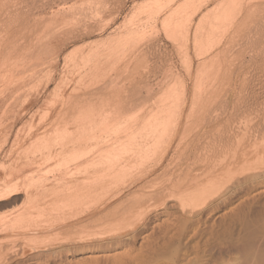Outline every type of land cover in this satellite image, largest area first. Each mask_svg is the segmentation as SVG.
<instances>
[{
	"label": "rangeland",
	"instance_id": "obj_1",
	"mask_svg": "<svg viewBox=\"0 0 264 264\" xmlns=\"http://www.w3.org/2000/svg\"><path fill=\"white\" fill-rule=\"evenodd\" d=\"M263 27L264 0H0V187L15 181L25 186L15 195V202L11 203V197L0 200L5 203L0 207V264H264L263 130L259 138L253 137L259 157L255 153L243 156L234 168H248V162L252 166L237 169L241 175L236 171L232 177L238 173L237 177L229 182L225 180L227 169L222 180L211 182L213 174L221 172L219 163L216 166L220 158L212 156L215 163L207 151L202 150L204 156L199 153V157L204 161L210 158L209 164L196 160L199 157L192 158L194 165L191 161L186 164L190 150L178 149L176 139L158 172L134 185L136 193L129 189L127 198H112L158 162L167 148L171 124L150 144L146 156L133 161L125 176L98 179L92 185L95 194L79 199L81 204L74 198L78 200L81 194L75 190L82 187L83 174L70 173L78 171L81 162L75 150L81 110L96 109L91 112L95 119L91 118L96 120L98 132L104 129L105 139H114L127 129L131 113L147 115L155 105L159 108L152 114L163 107L177 113L184 105L186 115L189 110L199 111L200 105L223 109L232 87L254 84L260 78L256 64L262 61L263 69ZM210 38L221 39L226 48L198 59V48ZM196 83L203 85L202 91ZM113 89L120 95H112ZM124 89L128 92H122ZM192 91L201 93L196 98ZM121 93L126 94L124 100ZM251 99L244 103L245 108L250 107L247 112L241 107L237 110L238 115L242 111L245 115H241L248 117L236 119L239 125L242 122L237 127L242 131L259 121L263 108L258 106L264 107L260 103L263 98ZM115 113L121 119L114 125ZM241 144L239 154L250 152V146ZM96 159L104 158L100 154ZM184 162L182 168H188L174 177L172 173ZM215 166L218 171L212 173ZM252 168L261 174L244 180L249 173L258 174L249 172ZM244 172L248 174L242 176ZM112 181L117 186L111 185ZM172 183L179 185L173 189L174 195L169 192ZM4 220L6 224H2Z\"/></svg>",
	"mask_w": 264,
	"mask_h": 264
},
{
	"label": "bare ground",
	"instance_id": "obj_2",
	"mask_svg": "<svg viewBox=\"0 0 264 264\" xmlns=\"http://www.w3.org/2000/svg\"><path fill=\"white\" fill-rule=\"evenodd\" d=\"M253 9V8H252ZM262 14V13H261ZM250 21H251V19H250ZM257 22V21H256ZM255 22V23H256ZM249 24V23H248ZM257 27H258V25H257ZM261 27V26H260ZM264 28V27H263ZM259 31H260V29H258ZM264 30V29H263ZM254 32V31H253ZM257 32V31H256ZM264 33V32H263ZM263 33H262V36H263ZM256 34V33H255ZM74 36V35H73ZM78 36V35H77ZM80 36V35H79ZM170 36V38L173 36V35H169ZM258 37V36H257ZM244 38V37H243ZM211 39V41L209 40L208 42H206V43H208L207 45H206V43H205V45H202V46H200L199 48H198V52H196V56H197V58L198 59H201V60H203V59H206L209 55H211V54H213L214 52H219V51H221V50H223V49H221V48H226L225 46H226V44H225V46L222 44V40L220 39H218V38H210ZM241 39V38H240ZM208 40V39H207ZM232 40V39H231ZM245 40V39H244ZM252 40V39H251ZM264 40V39H263ZM245 42V41H244ZM257 42V41H256ZM242 43V42H241ZM178 44V43H177ZM257 44V43H256ZM262 44V43H261ZM221 45H223L224 47H222ZM178 46V45H177ZM241 46V45H240ZM247 46H245V48H246ZM244 48V50H246ZM248 48V47H247ZM253 48V47H252ZM263 49H264V47H263ZM254 51V50H253ZM179 52V51H178ZM163 53V52H162ZM221 53H223V52H221ZM227 53V52H226ZM238 53V52H237ZM241 53V52H240ZM180 54V53H179ZM250 54V53H249ZM239 55V54H238ZM243 55V54H242ZM163 56V55H162ZM241 56V55H240ZM244 56V55H243ZM249 56V55H248ZM217 57V56H216ZM231 57V56H230ZM241 58V57H240ZM159 59V58H158ZM209 59V58H208ZM207 59V60H208ZM235 59V58H234ZM237 59V58H236ZM264 59V58H263ZM164 60V59H163ZM183 60V59H182ZM185 60V59H184ZM241 60V59H240ZM262 60V59H261ZM158 61V60H157ZM230 61V60H229ZM260 61V60H259ZM264 61V60H263ZM207 62V61H206ZM156 63V62H155ZM159 63V62H158ZM167 63V62H166ZM202 63H204V61L202 62ZM218 63V62H217ZM234 63V62H233ZM242 63V62H241ZM257 63V62H256ZM255 63V64H256ZM168 64V63H167ZM190 64H192V63H190ZM205 64V63H204ZM211 64V63H210ZM263 64H264V62H263ZM186 65V64H185ZM212 65V64H211ZM226 65V64H225ZM233 65V64H232ZM248 65V64H247ZM247 65H244L245 67L247 66ZM253 65V64H252ZM257 66H258V68H260L259 70H260V75H259V73H257L259 76H260V78L258 77L257 79H258V82L256 83V82H254V84H252L251 82H250V84H246V86L245 85H242V84H240V85H242V87H240L239 88V85H235V83H234V85L235 86H238L237 88H239V90L234 86V87H232L231 89H230V91L228 92V94H227V96H226V99H225V106L223 107V109H220V110H217L216 108L217 107H214V108H211V107H207L206 105H200L201 107H200V110L199 111H192V110H189L188 112H187V115L185 114V112H186V110H185V106L186 105H184L183 106V109L182 110H179L177 113H172V112H170V111H172V110H165V109H169L168 107L167 108H165V107H163V109L161 110V111H159V113H154V114H152V112H154V111H156L159 107H157L156 105V108H154L155 106H153V108L151 107V109H152V111H150V113L149 114H147V115H143L144 113L146 114V112H144L142 115H137L135 112V114L133 113H131L130 114V116H128V118H127V120L129 121V124L127 125V127H125V128H127V129H123V133H121V134H118V135H116L115 136V138L113 139H105V137L102 135L103 133V128H100V129H103L102 131H100V132H98V129H97V126H96V120L94 121V119H95V116L91 113V112H93V108L92 107H94L95 108V103L93 104L92 102H91V104L90 105H94V106H92L91 108L93 109H90V110H92V111H88L87 113H86V111H87V109L85 110V106H82L83 108H84V110H85V113H83V111L81 110V116H83V119L80 117V115H79V118H81L82 120H80L81 121V124L80 123H78V125H77V127L79 126V124H80V126H79V137H78V143H77V147H76V149L75 150H77V152L79 153V156L81 157V162H79L80 164L76 167V169L78 170V171H76V172H73V171H71L70 173H72L73 175H76L77 174V172H79V173H82L83 174V178H82V181H81V183H83V185H82V190L81 191H79L78 189H81V188H78L77 190H75V192H77V193H79V192H81V194H80V196L78 197V200L76 199V198H74L77 202L76 203H78V201H79V199H80V201H82L81 199H84V196H86V195H88L89 196V194H90V196L92 197V193H93V195L95 194V192L93 191V187H92V185H93V183H95L98 179H100V178H105L106 176H112V175H115V174H123L124 175V173L125 172H127V171H130L131 169H130V167L134 164L133 163V161L135 162V160L137 159V158H141L142 156H146V154H147V152L151 149V147H150V144H152V142H154V139H159V138H161L162 136L161 135H163L162 133H164V131L165 130H163V129H167V127L171 124L172 125V127L169 129V141H168V145H167V148H166V150L164 151V153L161 155V157L159 158V160H158V162L152 167V168H150V169H147V170H145V171H143L138 177H137V179H135L130 185H126L125 187L127 188H125V189H118L117 187H116V189H113V191L114 190H117L116 191V193L113 195V197L112 198H122L123 196L124 197H126L127 196V194H125V193H127L126 191L127 190H129V189H134V185L135 184H137V182H140L142 179H144L145 177H149V176H151V175H153V174H156V172H158V169L160 168V166H161V164H162V162H163V160H164V158H165V156H166V153L168 152V150H169V148H170V146H171V143L174 141V140H176V139H178V143H177V148L179 149V148H181V146H183L184 148H183V150H185V147L186 148H189V154L187 155V159H188V161H186V164L187 163H190V161L192 160V158L194 159V158H196V157H199V153L202 151V150H204V151H202V153L203 152H208L209 153V156H210V158H212V156H213V158L215 157V158H220V162H218L219 161V159H217L218 161H217V165L216 166H218V163H219V165H220V171L221 172H219V174H213V179L211 180V182L213 181V183H214V181L215 180H218L220 177H221V175L223 176V173H224V176L226 175V170H225V172H223V170L224 169H227V176H225L226 177V179L225 180H227L228 182L229 181H231V179L230 178H236L237 176L236 175H238V173L234 176V177H232L233 176V174H235L236 173V171H238V172H240V174L239 175H241V173H242V171H239V170H237V169H241V168H234V166H236V164H238L239 163V161L241 160V158L244 156V157H247L248 158V155L249 154H253V153H255L256 155L258 154V153H260L259 152V150H258V145H257V142L253 139V137L255 138V136L256 137H258L257 135L259 134V133H261V131L263 130V132H264V107H261L262 105H260L259 104V106H258V109H260V108H263V110H257V109H255L257 106H255V108H254V106L252 107L253 108V110L255 109V110H257V112H259L260 111V114L258 115L259 116V121H257L256 122V124L254 123L253 124V126H251L252 128H249V129H247L246 128V130H244V131H242V130H240L239 128H237V127H239L241 124H242V122H241V124L239 125V121L237 120L236 121V119L238 118L239 120L240 119H242V118H240V117H243L242 115H245V114H242L244 111L243 110H245L246 111V108H245V105H244V103L248 100V99H250L251 101H252V99L251 98H256V97H258V99L259 100H261L262 98L264 99V97H262V96H264V67H263V69L261 68L263 65H262V61H260V62H258L257 64H256ZM192 66V65H191ZM243 66V67H244ZM256 66V67H257ZM201 67V66H200ZM207 67V66H206ZM205 67V68H206ZM242 67V68H243ZM190 68V67H189ZM258 68H256V69H258ZM163 69V68H162ZM208 69V68H207ZM159 70V69H158ZM168 70V69H167ZM198 70V69H197ZM200 70V69H199ZM198 70V71H199ZM210 70V69H209ZM240 70V69H239ZM246 70V69H245ZM251 70V69H250ZM253 70V69H252ZM258 70V71H259ZM197 71V72H198ZM248 70H246V72H247ZM197 72H196V74H197ZM207 72V71H206ZM217 72V71H216ZM235 72V71H234ZM166 73V72H165ZM164 73V74H165ZM190 73H191V70H190ZM201 74V72L199 71L198 72V74ZM212 73V72H211ZM250 73V72H249ZM15 73H13V75H14ZM203 74V73H202ZM201 74V76L200 75H198L199 77H202L203 75ZM162 75H163V72H162ZM212 75V74H211ZM240 74H239V72H237L236 74H235V76L238 78V76H239ZM165 76V75H164ZM196 76V78L198 77L197 75H195ZM243 76V75H242ZM257 76V75H256ZM227 77V76H226ZM248 77V76H247ZM195 77H194V79H196ZM199 79V80H198ZM197 79V82H200V78H198ZM202 79H204V78H202ZM224 79V78H223ZM228 79H229V77H228ZM248 79V78H247ZM166 80V79H165ZM175 80V79H174ZM207 80V79H206ZM205 80V81H206ZM211 80V79H210ZM240 80V79H239ZM184 81V80H183ZM207 81H209V80H207ZM243 81V80H242ZM252 81V80H251ZM245 82V81H244ZM136 82H134V84H135ZM202 83V82H201ZM201 83H196L197 84V90L198 91H202L201 90V88H203L202 86L203 85H201ZM240 83V82H239ZM108 84H112V83H108ZM224 84V83H223ZM223 84H222V86H223ZM237 84H238V82H237ZM172 85V84H171ZM201 85V86H200ZM233 85V84H232ZM110 86H112V85H110ZM152 87H154V85L152 86ZM152 87H150V88H152ZM181 87H182V85H181ZM185 87V86H184ZM205 87V86H204ZM221 87V86H220ZM224 87V86H223ZM129 88H131V87H129ZM199 88V89H198ZM185 89V88H184ZM205 89V88H204ZM99 90V89H98ZM102 90V89H101ZM174 90V89H173ZM113 94L112 95H114V93L116 92L115 91V89H113ZM197 91V92H198ZM211 91H213L212 89H211ZM102 92V91H101ZM122 92H125V93H127L128 92V90L126 91V89H124V91H122ZM117 93H119V94H117ZM182 93V92H181ZM191 93H193V91L191 92ZM201 93V92H200ZM200 93H197L196 95H198V94H200ZM101 94V93H100ZM117 94V96H119L120 95V91H117L116 93H115V95ZM122 94V93H121ZM176 94V93H175ZM102 95V94H101ZM111 95V94H110ZM123 95V96H122ZM121 95V97H122V99H123V97H125L126 98V94H125V96H124V94H122ZM178 95V94H177ZM196 95L193 93L192 94V96H195L196 97ZM211 95V94H210ZM260 95H261V97H260ZM106 96H108V95H106ZM143 96V95H142ZM200 96V95H199ZM198 96V97H199ZM121 97L119 98V99H121ZM138 97V96H137ZM161 97V96H160ZM260 97V98H259ZM100 98H102V97H100ZM139 98V97H138ZM197 98V97H196ZM93 99V98H92ZM136 99V98H135ZM141 99H142V97H141ZM199 99V98H198ZM89 100V99H88ZM88 100H86V102L88 101ZM107 100V99H106ZM118 100V99H117ZM124 100V99H123ZM139 99H137V101H138ZM174 100V99H173ZM203 100V99H202ZM249 100V101H250ZM9 101V100H8ZM83 101H85V100H83ZM102 101H103V99H102ZM132 101H136V100H132ZM165 101V100H164ZM250 101V102H251ZM253 101L255 102H257L258 100H254L253 99ZM72 102V101H71ZM70 102V103H71ZM94 102V101H93ZM100 102H101V100H100ZM113 102V101H112ZM173 102V101H172ZM171 102V103H172ZM201 102V101H200ZM207 102V101H206ZM214 102V101H213ZM223 102V101H222ZM250 102H247V105H249L250 104ZM255 102V103H256ZM260 102V101H259ZM258 102V103H259ZM12 103V102H11ZM90 103V102H89ZM103 103V102H102ZM189 103V102H188ZM249 103V104H248ZM261 104H263V106H264V103L262 102V100H261V102H260ZM1 104V103H0ZM9 104V103H8ZM28 104H29V102H28ZM75 104V103H74ZM97 104V103H96ZM146 104H147V102H146ZM145 104V105H146ZM185 104V103H184ZM201 104V103H200ZM240 104H242V105H240ZM6 105V104H5ZM69 105V104H68ZM83 105H86V104H84L83 103ZM110 105V104H109ZM133 105V104H132ZM194 105V104H193ZM213 105V104H212ZM7 106V105H6ZM70 106V105H69ZM75 106V105H74ZM97 106V105H96ZM163 106V105H162ZM214 106V105H213ZM76 107V106H75ZM89 107V106H88ZM139 107H141V108H138V109H142L143 107H142V104H141V106H139ZM150 107V106H149ZM148 107V108H149ZM238 107H241L242 108V111L240 112V115H238L239 114V109L240 108H238ZM249 107V106H248ZM7 108V107H6ZM13 108V107H12ZM74 108V107H73ZM87 108V107H86ZM97 108V107H96ZM99 108V107H98ZM97 108V109H98ZM101 109H104L103 107H102V105H101V107H100ZM194 108V107H193ZM220 108V107H219ZM238 108V109H237ZM244 108V109H243ZM78 109V108H77ZM100 109V110H101ZM106 109V108H105ZM104 109V110H105ZM150 109V110H151ZM155 109V110H154ZM160 109H161V107H160ZM159 109V110H160ZM178 109H180L179 107H178ZM190 109V108H189ZM247 109H250V107L249 108H247ZM96 110V109H95ZM94 110V111H95ZM99 110V109H98ZM97 110V111H98ZM136 110V109H135ZM145 110H147V109H145ZM177 110V109H176ZM238 110V111H237ZM3 111H4V108H3ZM52 111V110H51ZM64 111H65V109H64ZM72 112H73V109L71 110ZM78 111V110H77ZM103 111V110H102ZM118 111V110H117ZM175 111V110H174ZM252 111V110H251ZM99 112H101V111H99ZM114 112V111H113ZM247 112V111H246ZM256 112V113H257ZM68 113V112H67ZM88 113H90V115L88 114ZM96 113V112H95ZM105 113H106V111H104V115H105ZM108 113H110L109 111H108ZM245 113V112H244ZM252 113H254V112H252ZM12 114V113H11ZM70 114H71V112H70ZM84 114H85V118H84ZM86 114H87V116H86ZM116 114V113H115ZM119 114V113H118ZM118 114H116V115H112L114 118L112 119V122L114 123V125H115V123H117L120 119H121V115H118ZM151 114V115H150ZM242 114V115H241ZM258 114V113H257ZM256 114V115H257ZM13 115V114H12ZM33 115V114H32ZM96 115V114H95ZM99 115H102V114H99L98 113V116ZM103 115V116H104ZM123 115V114H122ZM128 115V114H127ZM127 115H125L126 117H127ZM246 115H248V114H246ZM250 115L251 114H249V117H250ZM65 116V115H64ZM90 116V117H89ZM93 116V118L94 119H92L91 117ZM97 116V117H98ZM103 116H102V118H103ZM108 116H110V115H108ZM238 116V117H237ZM253 116V115H252ZM6 117V116H5ZM244 117H247V116H244ZM243 117V118H244ZM255 118H257V116H254ZM65 118V117H64ZM101 117H99V119H100ZM112 118V117H111ZM248 118V117H247ZM8 119V118H7ZM72 119V118H71ZM99 119H97V120H99ZM107 119V118H106ZM109 119V118H108ZM58 120V119H57ZM250 120H252V119H250ZM7 121V120H6ZM66 121V120H65ZM76 121V120H75ZM105 121H107V120H105ZM245 121H246V119H245ZM248 121V120H247ZM253 121V120H252ZM255 121V120H254ZM64 122V121H63ZM72 122H74V121H72ZM121 122V121H120ZM238 123V125L236 126V124ZM244 122V121H243ZM249 122V121H248ZM55 123V122H54ZM70 123V122H69ZM236 123V124H235ZM245 123V122H244ZM67 124V123H66ZM112 124V123H111ZM123 124V123H122ZM9 125V124H8ZM72 125V124H71ZM245 125V124H244ZM247 125V124H246ZM243 126V125H242ZM241 126V127H242ZM248 127V126H247ZM122 128V127H121ZM243 128V127H242ZM5 129V128H4ZM244 129V128H243ZM60 130V129H59ZM76 130H78V128H76ZM120 131H121V129H120ZM192 132V134H189V136H188V133L189 132ZM55 132V131H54ZM167 132V131H166ZM165 132V133H166ZM161 134V135H160ZM161 136V137H160ZM189 137V138H188ZM3 138V137H2ZM259 138V137H258ZM40 139V138H39ZM100 139V140H99ZM256 139V138H255ZM167 140V139H166ZM244 143V148L246 147V148H248L247 146H250L251 148H250V152H248V151H244V153H242V155L241 154H239L238 153V149H240V144L242 143V142ZM257 141H258V139H257ZM263 141V142H262ZM186 142V143H185ZM241 142V143H240ZM261 142L262 143H260V144H262L261 146L263 147V143H264V140L263 139H261ZM242 143V144H243ZM183 144H185L186 146H184ZM234 144L236 145V146H234ZM241 144V145H242ZM259 144V143H258ZM155 145H158V144H155ZM155 145H153V146H155ZM152 146V145H151ZM260 146V147H261ZM262 147H261V150H262ZM155 148H156V146H155ZM206 149V150H205ZM243 148H241V150H242ZM249 149V148H248ZM154 151V150H153ZM186 151V150H185ZM233 151V152H232ZM264 151V150H263ZM157 152V151H156ZM177 153V152H176ZM231 153H233V154H231ZM262 153V152H261ZM100 154H102L103 155V158L105 159V157H107L105 160L103 159L102 161H98V159H96ZM150 154V153H149ZM154 154V153H153ZM211 154V155H210ZM200 155H203V154H201L200 153ZM206 155V157H208L207 156V154H205ZM262 155V154H261ZM32 156V155H31ZM78 156V157H79ZM204 156V155H203ZM203 156H200L199 158L200 159H196V160H199V161H201L202 162V160L204 161V158H202ZM258 156V155H257ZM263 156H264V154H263ZM79 157V158H80ZM259 157V156H258ZM145 158V157H144ZM182 158V157H181ZM209 158V157H208ZM209 158V159H210ZM213 158H212V160H213ZM214 158V159H215ZM177 159V158H176ZM202 159V160H201ZM207 159V158H206ZM205 159V161H208L209 159H207L206 160ZM195 160V159H194ZM194 160H192V161H194ZM212 160H210V161H212ZM67 161V160H66ZM70 161V160H69ZM191 161V162H192ZM205 161H204V163H205ZM214 162H215V160H213ZM195 162V161H194ZM197 162V161H196ZM243 162H245V161H243ZM136 163V162H135ZM139 163H141V162H139ZM198 163H200V162H198ZM216 163V162H215ZM252 162H250V164H251ZM183 164H185V162L184 163H182V164H180L179 165V167L178 168H176V172L174 171V173H172L173 175H174V177H180L181 176V174H182V172H183V169H185V168H188V167H185V168H182V166H183ZM191 164H193V162L191 163ZM202 164V163H201ZM208 164H209V161H208ZM207 164V165H208ZM214 164V163H213ZM249 162H248V164L246 163L245 165H248V168L247 167H245V169H249L250 167H249ZM255 164H259L258 162L257 163H255ZM100 165V166H99ZM102 165V166H101ZM194 165V164H193ZM196 166V165H195ZM198 166V165H197ZM206 166V165H205ZM210 167H211V164L209 165ZM214 166V165H213ZM216 166L214 167L215 168V170H213L212 171V173H215V172H217L218 170H217V168H216ZM250 166H252V165H250ZM254 166V165H253ZM134 167V166H133ZM184 167V166H183ZM202 167V166H201ZM244 167L242 168V169H244ZM255 167V166H254ZM253 167V168H254ZM203 168H205V167H203ZM219 168V167H218ZM234 168V173H233V169ZM253 168L249 171V172H258L259 171V169L257 170V171H255L256 169H257V167H256V169L255 170H253ZM75 169V170H76ZM129 169V170H128ZM194 169H195V167H194ZM208 169V168H207ZM206 169V170H207ZM210 169V168H209ZM236 169V170H235ZM241 169V170H242ZM253 170V171H252ZM9 171V170H8ZM192 171V170H191ZM243 171H246V170H243ZM261 172H262V174H263V171L264 170H260ZM260 171L258 172V174L257 173H249L248 174V172L246 173V172H244V175H242V176H245V174L247 175H249V176H245L246 177V179H244V180H247V177H249L250 179H253V178H257V176H259L261 173H260ZM135 172V171H134ZM189 172H190V170H189ZM194 172V171H193ZM196 172H197V170H196ZM202 172V171H201ZM203 172H204V169H203ZM208 172V171H207ZM229 172H231L232 173V175L229 173ZM74 173H76V174H74ZM187 173H188V169H187ZM192 173V172H191ZM195 173V172H194ZM193 173V174H194ZM199 173V172H198ZM211 173V174H212ZM66 174V173H65ZM72 174H71V177L73 178V176H72ZM171 174V175H172ZM200 174V173H199ZM15 175V174H14ZM173 175H172V177H173ZM195 175H197V174H195ZM231 175V176H230ZM66 176H67V174H66ZM66 176H64V178L66 177ZM78 176H79V174H78ZM125 176V175H124ZM191 176H192V174H191ZM191 176H190V178H191ZM229 176V177H228ZM19 177V176H18ZM70 177V176H69ZM68 177V178H69ZM75 177V176H74ZM171 177V176H170ZM201 177V176H200ZM64 178L63 177H61L60 179H63L64 180ZM67 178V177H66ZM131 178H133V177H131ZM188 178V177H187ZM228 178V179H227ZM239 178V177H238ZM241 178V177H240ZM77 179H78V177H77ZM109 179V178H108ZM107 179V180H108ZM176 179V178H175ZM175 179H173L174 181H175ZM186 179V178H185ZM230 179V180H229ZM233 179V180H234ZM106 180V181H107ZM172 180V181H173ZM220 180H222V178H220ZM219 180V181H220ZM258 180V179H257ZM260 180V179H259ZM80 181V180H79ZM122 181H123V179H122ZM171 181V182H172ZM179 181V180H178ZM177 181V182H178ZM191 181V180H190ZM192 181H194V180H192ZM235 181V180H234ZM262 181H264V180H262ZM100 182H102V181H100ZM109 183H111V181H108ZM142 182V181H141ZM140 182V184H143V182L141 183ZM210 182V181H209ZM244 182V181H243ZM242 182V183H243ZM254 182V181H253ZM80 182H78L77 184H79ZM99 182H97L96 184H98ZM102 183H104V182H102ZM107 183V182H106ZM207 183V182H206ZM239 183V182H238ZM255 183V182H254ZM108 184V183H107ZM114 184H115V182H114ZM122 184V183H121ZM204 184V183H203ZM212 184V183H211ZM216 184V183H215ZM26 185V184H25ZM104 185H106V184H104ZM111 185H113V181H112V184ZM174 185V186H173ZM238 185V184H237ZM262 185V184H261ZM96 186H101V185H96ZM107 186V185H106ZM113 186H117V183L115 184V185H113ZM122 186V185H121ZM138 186H139V184H138ZM171 186H173L171 189H169V192L170 193H172L173 195H174V188H175V186H179L177 183H172L171 184ZM255 186V185H254ZM264 186V185H263ZM23 187H25V186H22L21 185V183H18V181H15V183H10L9 185H6V186H2V187H0V200L1 199H7V198H10L11 197V203L12 202H15L17 199H18V197H16L15 195H17L18 193H20L21 192V190H23ZM77 187V186H76ZM79 187V186H78ZM110 188H111V186H109ZM109 187H107V188H109ZM204 187H206V186H203V188ZM216 187V186H215ZM97 188V187H96ZM107 188H104V189H107ZM113 188V187H112ZM115 188V187H114ZM124 188V187H123ZM200 188V187H199ZM25 189V188H24ZM74 189V188H73ZM99 189V188H98ZM101 189H102V187H101ZM196 189H198V188H196ZM196 189H195V191H196ZM206 189V188H205ZM26 190H27V188H26ZM160 190H162V189H160ZM201 189H199V191H200ZM103 191H105V190H103ZM107 191H108V189H107ZM111 191H112V189H111ZM110 191V192H111ZM136 190L134 189V190H132L131 192H134V193H136L135 192ZM138 191V190H137ZM165 191V190H164ZM175 191H176V189H175ZM194 191V190H193ZM195 191L193 192L194 193V195H195ZM260 191V190H259ZM35 192V191H34ZM198 192V191H197ZM210 192V191H209ZM74 193V192H73ZM77 193H75V194H77ZM104 193V192H103ZM129 193L130 192H128V195H129ZM164 193V192H163ZM169 193V194H170ZM191 193V192H190ZM200 193V192H199ZM29 194V193H28ZM105 194V193H104ZM107 194V193H106ZM105 194V195H106ZM198 194V193H197ZM202 194H204V191H203V193H201V195ZM248 194V193H247ZM255 194V193H254ZM109 195H110V193H109ZM108 195V196H109ZM200 195V194H199ZM32 196V195H31ZM88 196L86 197V198H88ZM90 196H89V198H90ZM99 196V195H98ZM112 196V195H111ZM111 196L109 197V198H111ZM192 196V195H191ZM197 196V195H196ZM193 197H195V196H193ZM30 198V197H29ZM108 198V200H110ZM127 198V197H126ZM143 198V197H142ZM225 198V197H224ZM251 198V197H250ZM102 199V198H101ZM129 199V198H128ZM182 199V198H181ZM184 199V198H183ZM87 201H88V199H86ZM126 200V199H125ZM194 200V199H193ZM79 201V202H80ZM93 201V200H92ZM107 201V200H106ZM184 201V200H183ZM188 201H189V199H188ZM204 201V200H203ZM61 202V201H60ZM73 202V201H72ZM83 202H85L86 203V201L84 200ZM82 202V203H83ZM105 202V201H104ZM108 202V201H107ZM187 202V201H186ZM191 202V201H190ZM56 203V202H55ZM74 203V202H73ZM75 203V204H76ZM114 203V202H113ZM4 205H5V203H3ZM3 204H0V207L1 206H3ZM78 204H81V203H78ZM88 204V203H87ZM87 204H86V206H87ZM217 204V203H216ZM53 205V204H52ZM84 206H85V204H83ZM119 205H120V203H119ZM123 205V204H122ZM163 205V204H162ZM241 205V204H240ZM47 206V205H46ZM70 207V206H69ZM85 208V207H84ZM104 208V207H103ZM87 209V208H86ZM110 210V209H109ZM58 212V211H57ZM95 212H97V211H95ZM161 212V211H160ZM192 212V211H191ZM237 212V211H236ZM2 213V212H1ZM92 213V212H91ZM162 213V212H161ZM164 213V212H163ZM185 213V212H184ZM195 213V212H194ZM43 214V213H42ZM95 214V213H94ZM160 214V213H159ZM178 214V213H177ZM177 214H175V215H177ZM193 214V213H192ZM244 214V213H243ZM29 215V214H28ZM35 215H36V213H35ZM79 215H82V214H79ZM108 215V214H107ZM145 215V214H144ZM187 215H189V213L187 214ZM83 216V215H82ZM89 216V215H88ZM109 216V215H108ZM259 216V215H258ZM102 217V216H101ZM112 217H113V214H112ZM208 217V216H207ZM105 218V217H104ZM178 218V217H177ZM92 219V218H91ZM97 219H98V217H97ZM15 220H17V219H15ZM55 220V219H54ZM163 220V219H162ZM176 220V219H175ZM232 220V219H231ZM235 220H237V219H235ZM261 220H262V218H261ZM264 220V219H263ZM35 221V220H34ZM63 221V220H62ZM73 221V220H72ZM6 222H7V220H4V222L2 223V224H6ZM90 222V221H89ZM92 222V221H91ZM91 222H90V224H91ZM94 222V221H93ZM246 222V221H245ZM248 222V221H247ZM42 223H43V221H42ZM66 223V222H65ZM254 224H256V223H254ZM74 225V224H73ZM92 225V224H91ZM253 225V224H252ZM30 226V225H29ZM43 226V225H42ZM247 226H249V225H247ZM254 226V225H253ZM34 227V226H33ZM51 227V226H50ZM54 227V226H53ZM75 227V226H74ZM86 227V226H85ZM250 227V226H249ZM28 228V227H27ZM87 228V227H86ZM89 228V227H88ZM244 228L246 229V227L244 226ZM29 229V228H28ZM27 229V230H28ZM33 229V228H32ZM244 229V230H245ZM20 230V229H19ZM243 230V229H242ZM247 230H248V228H247ZM254 231H256V230H254ZM74 232V231H73ZM86 232H88V231H86ZM85 232V233H86ZM56 233V232H55ZM261 233V232H260ZM78 234V233H77ZM148 234V233H147ZM247 234V233H246ZM249 234H251V233H249ZM253 234V233H252ZM257 234V233H256ZM28 235V234H27ZM55 235V234H54ZM96 235V234H95ZM20 236V235H19ZM23 236H25V235H23ZM29 236V235H28ZM27 236V237H28ZM18 237V236H17ZM37 237V236H36ZM53 237V236H52ZM55 237V236H54ZM79 237V236H78ZM95 237V236H94ZM84 238V237H83ZM129 238V237H128ZM10 239V238H9ZM28 239V238H27ZM35 239V238H34ZM40 239H38V241H39ZM65 240V239H64ZM74 240V239H73ZM24 241V240H23ZM44 241V240H43ZM66 241V240H65ZM12 242V241H11ZM35 242V241H34ZM45 242V241H44ZM26 243V242H25ZM46 243V242H45ZM2 245V244H1ZM25 245H27V243L25 244ZM48 245V244H47ZM15 246V245H14ZM13 246V247H14ZM18 246V245H17ZM87 246V245H86ZM8 247V246H7ZM6 247V248H7ZM12 247V246H11ZM10 247V248H11ZM50 247V246H49ZM52 247V246H51ZM19 248V247H18ZM23 248V247H22ZM29 248H31V247H29ZM5 249V248H4ZM21 249V248H20ZM45 249V248H44ZM93 249V248H92ZM13 250V249H12ZM28 250V249H27ZM26 250V251H27ZM4 251V250H3ZM18 251V250H17ZM25 251V252H26ZM261 251V250H260ZM19 252V251H18ZM29 252V251H28ZM40 252V251H39ZM41 252H43V251H41ZM49 253H51V252H49ZM16 254V253H15ZM41 254V253H40ZM47 254V253H46ZM253 254V253H252ZM3 255V254H2ZM34 255V254H33ZM37 255V254H36ZM261 255H264L263 253H261ZM97 256H99V255H97ZM96 256V257H97ZM258 256H259V254H258ZM260 257V256H259ZM263 257V256H262ZM11 258H12V255H11ZM10 258V259H11ZM85 258V257H84ZM253 258V257H252ZM255 258H256V256H255ZM254 258V259H255ZM264 258V257H263ZM263 258H262V261H263ZM78 259V258H77ZM249 259V258H248ZM259 259L260 258H258L257 260L259 261ZM252 260V259H251ZM261 260V259H260ZM43 261V260H42ZM248 262H249V260H248ZM257 262V261H256ZM80 263V262H79ZM261 263V262H260ZM259 262L257 263V264H260ZM38 264V263H37ZM47 264V263H46ZM262 264H263V262H262Z\"/></svg>",
	"mask_w": 264,
	"mask_h": 264
}]
</instances>
